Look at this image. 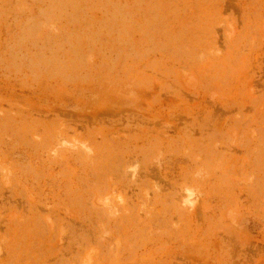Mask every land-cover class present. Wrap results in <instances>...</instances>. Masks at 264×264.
<instances>
[{
	"label": "rangeland",
	"instance_id": "rangeland-1",
	"mask_svg": "<svg viewBox=\"0 0 264 264\" xmlns=\"http://www.w3.org/2000/svg\"><path fill=\"white\" fill-rule=\"evenodd\" d=\"M0 264H264V0H0Z\"/></svg>",
	"mask_w": 264,
	"mask_h": 264
}]
</instances>
